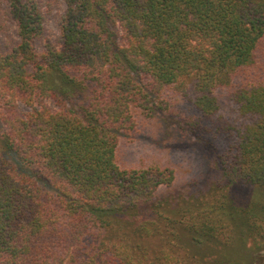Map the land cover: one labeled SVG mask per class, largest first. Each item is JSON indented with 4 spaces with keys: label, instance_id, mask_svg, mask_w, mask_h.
<instances>
[{
    "label": "trees",
    "instance_id": "obj_1",
    "mask_svg": "<svg viewBox=\"0 0 264 264\" xmlns=\"http://www.w3.org/2000/svg\"><path fill=\"white\" fill-rule=\"evenodd\" d=\"M64 1L53 40L0 0V264H264V0ZM178 96L211 153L182 188L119 158Z\"/></svg>",
    "mask_w": 264,
    "mask_h": 264
},
{
    "label": "rangeland",
    "instance_id": "obj_2",
    "mask_svg": "<svg viewBox=\"0 0 264 264\" xmlns=\"http://www.w3.org/2000/svg\"><path fill=\"white\" fill-rule=\"evenodd\" d=\"M48 1H51L53 8L45 26L48 36L55 40L59 35L58 17L65 11L66 4L64 0H45V3ZM6 34L11 35L13 39L18 38L14 24L8 26ZM222 99L224 100V97ZM171 108L179 111V114L159 113L156 119H147L148 125H139L138 129L129 135L133 140L127 137L121 143L119 158L120 162L127 166H141L151 162L173 165L177 170L176 187L182 188L193 178L207 175L211 153L205 144L207 142L200 140L190 129H186V121L182 116L187 114V111L192 112L188 99L178 96L177 100L172 101ZM154 113L156 115V110ZM17 164L19 169L23 170L20 163ZM262 256L264 258V252Z\"/></svg>",
    "mask_w": 264,
    "mask_h": 264
}]
</instances>
